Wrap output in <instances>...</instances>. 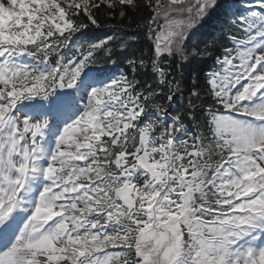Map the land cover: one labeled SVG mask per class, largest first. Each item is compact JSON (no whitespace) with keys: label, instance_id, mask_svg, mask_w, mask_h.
<instances>
[{"label":"snow or ice","instance_id":"snow-or-ice-1","mask_svg":"<svg viewBox=\"0 0 264 264\" xmlns=\"http://www.w3.org/2000/svg\"><path fill=\"white\" fill-rule=\"evenodd\" d=\"M102 4L138 7L0 0V264H264V0H148L131 78L98 58L130 41L85 31ZM216 47L177 110L169 59Z\"/></svg>","mask_w":264,"mask_h":264},{"label":"trees","instance_id":"trees-1","mask_svg":"<svg viewBox=\"0 0 264 264\" xmlns=\"http://www.w3.org/2000/svg\"><path fill=\"white\" fill-rule=\"evenodd\" d=\"M148 0H136L138 7L135 9L125 8L124 11L126 15L121 19L119 17L120 9L115 10V19L108 18L105 14L110 9L106 5L102 4L99 11L97 12V18L99 21H102L101 27L96 28L90 26L85 31L88 32V35L93 38V40L98 41L104 39L108 35H116L122 38L125 41H130L131 47L127 48L123 53H120L118 47L119 41L114 45L116 48V55H113L111 58L99 56L98 58L102 62L103 66L110 69L111 72L115 73L117 71L123 70L129 78L132 77V73L128 65L124 62L127 57L135 55L139 57L141 54L145 55V59H149L152 55V44L147 38V20L151 17L152 13L148 7H146ZM155 0H153V3ZM166 2V0H163ZM216 13L213 14L208 21L204 22L202 25L198 26L193 34L188 38L186 44L189 50L194 42L198 43L199 49L203 50L205 44L203 42V37L207 36L212 29L213 23L216 18ZM87 22V21H86ZM161 22H163L161 20ZM120 29L119 32L114 33L113 29ZM135 36L133 40L132 37ZM217 42L220 41V37L215 38ZM227 46V45H226ZM213 55L208 57L202 54L191 58V62L185 64L183 71L177 70V60L176 58H170L168 63L172 70V75L175 77L176 81L179 82L181 93L177 94L174 97L175 107L177 110H186L190 93L193 89H196L200 92L201 96H206L208 85L205 83V73L214 67L215 56L219 55L220 48H210ZM107 61V63H104ZM115 61V63H113ZM137 78L143 84L145 81L152 84L153 87H156V81L153 75L150 72V67L148 69L139 71L137 73ZM167 91V89H165ZM200 103V101H194ZM207 103V101H203ZM200 110H198V115ZM187 120V116H185Z\"/></svg>","mask_w":264,"mask_h":264}]
</instances>
